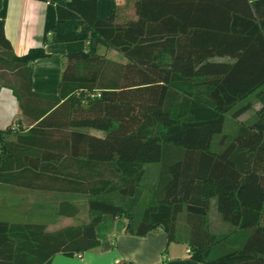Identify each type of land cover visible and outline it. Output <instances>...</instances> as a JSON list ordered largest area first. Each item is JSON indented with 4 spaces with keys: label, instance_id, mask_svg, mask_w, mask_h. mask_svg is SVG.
<instances>
[{
    "label": "trees",
    "instance_id": "trees-1",
    "mask_svg": "<svg viewBox=\"0 0 264 264\" xmlns=\"http://www.w3.org/2000/svg\"><path fill=\"white\" fill-rule=\"evenodd\" d=\"M99 1H53V41L88 45L68 55L59 91L48 95L33 89L34 63L48 54H15L0 0V90L11 89L21 108L17 126L0 130V184L87 197L91 215L56 231L0 221V264L85 254L99 246L106 214L138 237L162 229L169 243L185 214L193 260L264 264V0H124L105 19ZM256 93L258 120L225 134L227 115H243L251 106L237 104ZM6 133L16 140L6 143ZM146 164L161 168L149 195ZM213 198L237 233L210 232ZM58 213L74 218L79 208L66 201Z\"/></svg>",
    "mask_w": 264,
    "mask_h": 264
},
{
    "label": "crops",
    "instance_id": "crops-1",
    "mask_svg": "<svg viewBox=\"0 0 264 264\" xmlns=\"http://www.w3.org/2000/svg\"><path fill=\"white\" fill-rule=\"evenodd\" d=\"M53 1L3 0L1 8V17L5 20V33L17 56H24L31 49H43L48 54L35 61L33 75L34 91L48 95L58 93L68 55L86 51L88 45L86 42L55 43L53 41L52 28L57 22V11ZM124 2V0H100L99 17L107 18L112 10L122 6ZM20 116V104L13 91L2 88L0 130H6L12 124L16 126L15 121ZM0 193L7 198L15 196L6 200L1 199L0 203L1 211L3 210V213L10 218H22L41 210L47 211L50 202L54 204L52 199L54 192L0 184ZM212 208H216L217 211L211 214ZM0 221L21 223L10 221L7 217H1ZM262 224L264 226V219ZM127 226L128 221L123 217L104 215L96 229L100 241L98 247L83 254L82 258H79L78 254L74 256L59 254L54 257L53 264H200L191 258L186 234L177 241L169 243L167 234L162 229L138 237L127 233ZM209 230L219 236L235 234L238 230L223 220L218 211L216 198L211 200ZM48 231L56 230L48 228ZM246 238L247 235L242 234L236 243L243 242Z\"/></svg>",
    "mask_w": 264,
    "mask_h": 264
},
{
    "label": "rangeland",
    "instance_id": "rangeland-1",
    "mask_svg": "<svg viewBox=\"0 0 264 264\" xmlns=\"http://www.w3.org/2000/svg\"><path fill=\"white\" fill-rule=\"evenodd\" d=\"M99 53L108 59L119 61V62H126L124 56L118 51L100 46ZM259 93L253 94L252 96H250L243 102H240L237 104L236 109L243 106L244 104H248L251 106V108L248 111H246L243 115H241L239 118L235 119L233 117V112H230L227 115L225 129H224L225 134L232 136L233 134L236 133L238 127L241 124L251 125L254 122H256V120H258L259 112L262 108V103L259 99ZM89 131L92 134L97 135L99 137H104L105 135L104 132L102 131H97V130H89ZM16 137H17V134L15 133H6L5 135L2 136V139L6 143H13L16 140ZM218 142H219V137H216L214 149H220ZM145 169H146V174H145V177L141 185L143 186L144 191L149 195L152 189H155V187L158 184L160 173H161V168H160V165L158 164H146ZM2 195L3 194L0 193V203H1V199L6 200V199H10L11 197H15V196H11L7 198V196H2ZM38 195L41 196V194H38ZM52 199L54 200L53 201L54 204H51L50 202V205L48 208L49 210L47 211L41 210L39 212H35L33 214L27 215L26 217H22V218H18V217L10 218L6 216L3 213V210L1 211V208H0V218L7 217V219L9 218L10 221L21 222V223L22 222L23 223H26V222L44 223L48 226L49 229H55V230L61 229L64 226L81 225V224H84L90 221L91 215H90L89 202H88L87 197H71L65 194L54 193ZM66 201H69L71 204L79 208V213L76 217L73 218V217H65V216L59 215L58 211H59L60 205ZM116 202H119V199H117ZM140 210H141V205L138 208H136V211H140ZM215 211H217V209L212 208L211 214ZM26 213H28V211H26ZM188 229H189L188 225L185 221V214H183L181 218L179 219V223H178V232H179L178 236L180 237L184 236L187 233Z\"/></svg>",
    "mask_w": 264,
    "mask_h": 264
},
{
    "label": "built area",
    "instance_id": "built-area-1",
    "mask_svg": "<svg viewBox=\"0 0 264 264\" xmlns=\"http://www.w3.org/2000/svg\"><path fill=\"white\" fill-rule=\"evenodd\" d=\"M89 95H90V98L94 99V98L100 97L101 96V93L99 91H97V92L89 93ZM16 126H14V127H16ZM189 253H191V250H189ZM78 257L79 258H82L83 257V254H78Z\"/></svg>",
    "mask_w": 264,
    "mask_h": 264
}]
</instances>
